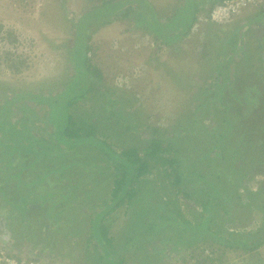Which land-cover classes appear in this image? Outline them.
<instances>
[{"label":"rangeland","instance_id":"374dc122","mask_svg":"<svg viewBox=\"0 0 264 264\" xmlns=\"http://www.w3.org/2000/svg\"><path fill=\"white\" fill-rule=\"evenodd\" d=\"M104 1L0 0V107L15 93L57 95L73 83L78 74L74 64L76 41L85 37V31L78 27L79 18ZM199 1L201 7H208L203 0ZM145 2L162 20L183 4V0ZM263 7L264 0H255L233 15L227 25L208 22V12L200 11L198 23L186 35L178 37L176 30L170 32L176 37L170 44L161 42L151 29L136 24L133 16L118 13L92 17L84 23L90 35L87 42L99 45L86 55L101 68V78L89 70V91L69 105L65 113L74 117L76 127L83 126L80 119H84L86 127L95 129V139L110 143L117 151L138 147L142 154L152 138L160 137L164 145L172 143L185 152L181 157L171 150V156L177 155L185 163L181 166L185 174L204 173L205 178L192 187L179 184L184 191L194 194L192 198L176 193L178 187L175 188L173 177L170 173L167 176L170 169L161 163L152 162L149 172L133 178L135 196L107 216L109 236L115 246L112 256L117 261L123 258L122 264H264V244L251 251L238 248L243 241L254 246L264 240V230L256 235L257 230L253 229H264L263 221H254L264 218V213L260 212L259 203H249L252 198L258 201L262 197L264 201V191L258 195L251 193L264 185V164L256 154L259 146L252 137L256 133L264 139V127L260 126L264 122L260 113L264 109V83L252 85L255 90L248 87L253 83L251 75L256 80L264 79V64L258 62L264 61ZM237 26L240 27L231 36V29ZM9 33L15 41L8 39ZM7 52H12L13 59H25V63L19 69L12 68L7 64ZM261 85V89L257 87ZM253 93L259 101H252ZM66 99L68 103L70 97ZM229 103L235 106L232 108ZM257 106L260 111L254 115ZM235 110L253 121L261 118V123L253 126L254 131L250 125L246 128L245 143L238 142L241 126L222 140L229 149L243 145L237 150V169H233L234 174L227 181L218 173L217 160L222 162L224 154V161H229L231 154L218 146V142L222 143L219 132ZM212 112L218 115L215 122ZM54 116L57 121L66 122L59 112ZM1 117L2 122L11 121V130L16 131V136L5 137L0 131V142L7 143L9 152L10 143L15 145L26 135L34 140L33 151H40V145L47 150L36 164L56 170L46 181L33 184L31 190L27 188L29 199L19 195L17 184H7L13 189L7 198L0 189V243L5 245V233L11 235L7 237L16 236V249L11 251L28 256L35 252L31 250L34 247L39 251L37 258L47 264H103L99 255L92 259L96 246L91 224L96 208L110 197L115 174L123 172L119 161L93 142L61 144L56 134L62 125L53 120L50 105L45 101L19 99ZM213 126L220 131L211 135L208 129ZM33 170L26 169L24 179L33 181ZM39 171L42 170L36 172ZM213 182L226 191L229 186L237 189L233 196L242 201L243 206L238 208L241 216L226 208L225 198L215 197L213 219L208 227L214 235H200L190 248L178 249L173 244L177 241L175 236L184 240L188 229L176 231L175 225H165L170 216L163 213L167 208L176 209L196 224L203 216L200 200H208L207 189ZM46 185L62 187L67 198L59 202V196H55L58 201L53 204V196H48L51 203L47 202L37 195ZM46 193L51 195L47 190ZM41 207L47 209L44 215L37 217L31 213ZM21 213L27 214V223H32L30 229H26L28 224L21 229ZM35 222L46 227L36 232ZM239 230L241 234H236ZM34 237L36 240H32Z\"/></svg>","mask_w":264,"mask_h":264},{"label":"trees","instance_id":"16d2710c","mask_svg":"<svg viewBox=\"0 0 264 264\" xmlns=\"http://www.w3.org/2000/svg\"><path fill=\"white\" fill-rule=\"evenodd\" d=\"M133 1V0H132ZM131 0H105L103 2V5L99 6L96 9H90L87 13L84 15H81L79 18L78 27L81 28L80 30L85 31L83 38H80L76 41L75 45V68L78 71L77 76L73 79V83H70L69 86L63 90L62 92L58 93L57 95H48L43 92H38L36 94H30L28 96L26 93H15L13 95H10L9 99L5 101L4 104L0 107V131L5 136H16L15 128H13L14 131L11 130L12 126L9 122H2L1 120L2 113H4L10 105L15 104V102L19 99H39L42 101H45L50 105V110L52 112L53 120L57 122V124L62 125V127L58 128L56 137L57 140L61 144H66L72 146L73 144H77L79 142H93L95 144L101 145L102 148L107 151L108 156L116 157L114 159L118 160L120 163V167L122 168L123 172L120 175L119 173L115 174L114 178V185L111 188L110 197L108 196L106 199H104L99 205L98 208H96V214L94 218L92 219L91 224V232L93 233L92 238L95 239V253L92 256V259H95V256L99 255L100 259L103 260V264H122L123 258H119L118 261L114 259L112 256L114 241L113 237L109 236V228L110 223H107L108 215H110L113 211L121 207L124 203H130L132 198L136 194L135 187L131 186L132 180L137 179L143 175H145L147 172L150 171L152 162L153 163H161L162 165H166L167 169H170L167 176H169V173L173 177V184L175 185V188L178 187L176 190V193H182L188 198H192L194 195L193 193L189 191H184L182 188H180L179 184H187L188 187L194 186V184H199L202 180H204V173H191L190 175L185 174V172L182 170V164L185 165L184 162H180L177 159L176 156H171V150H174V153H178L179 156H183V151L179 149V147H173L172 143L164 145V140L160 137H155L151 139L150 144L144 148V152L141 154L140 149L138 147H128L123 148L121 151H117L111 147L110 143H107L105 141H98L93 137L95 134V129L93 127H86L85 120L80 119L82 122V125H85V128L83 126L76 127V123L74 122V117L71 114L65 113V111L68 109L69 105L73 104L77 100H80L82 97H84L87 92L90 89V86H88L87 82V76L89 70H92V72L97 75L98 78H101V71L100 67L97 66L92 62V59L90 56H87L86 53L88 51H94V49H97L99 45L93 43H88L87 40L90 38V35L86 32L85 28L83 27L84 23H86L88 20H90L92 17H102L104 15H113V14H122L124 17H134L135 23L140 24L142 27H146L148 29H151L155 35H157L158 39L160 38L161 42H164L165 44H170L175 38L174 36L170 35V32L173 30H176L178 33H176V36L180 37V35L187 34L191 28H193V25L198 23V15L200 11L206 10L208 12V15L211 13V11L214 9L215 6L218 4H223L225 1L228 0H203L206 4H208V7L205 9V7H201L199 0H183V4H181L180 7H178L169 17H166L165 19H160L156 12L152 10L151 7H149L148 2H145V0H135L134 4L131 3ZM153 6V5H152ZM119 8V9H118ZM114 9V10H112ZM118 9V10H117ZM261 11L264 12V7L261 8ZM204 13H206L204 11ZM216 24H221L214 22ZM225 24V23H224ZM227 25V24H225ZM225 25H222L221 27L224 28ZM82 26V27H81ZM144 27V28H145ZM237 26L235 30L231 29V36L235 35V33L238 30ZM0 28H2V25H0ZM246 30V27L244 28ZM90 31V30H89ZM8 39L13 42L15 41V37H13L10 33L8 34ZM12 52L6 53V59L7 64L11 66L14 69H19V65H23L25 63V59H19L18 56H16V59L12 58ZM259 57L256 59H252L251 65L255 64V60L257 62ZM259 63L264 64V61L258 60ZM165 64V63H164ZM219 64V63H218ZM166 66V64H165ZM237 71V70H236ZM240 72H236L237 75H239ZM231 75H234V71H230ZM148 76V74H147ZM252 79H250L252 84H249V88L254 89L252 85L261 84L264 83V79H258L256 80V77L251 75ZM81 83V85H80ZM258 88H262L261 86H257ZM70 97V100L67 103L66 97ZM63 99V100H62ZM259 101L258 97H254V93L252 96V101L254 100ZM254 105V104H253ZM230 107H234V104H228ZM230 109V108H228ZM259 107L257 106L255 108L254 115L258 114ZM234 111V110H233ZM264 111V109L262 110ZM260 112L261 115H264V112ZM60 113L66 122H59L55 118V113ZM215 112H212L213 118L212 120L215 122L216 118H218V115H214ZM111 114H115L114 111L111 112ZM217 114V113H216ZM243 113L237 112L235 110L234 114H230V119H227L226 124H222L220 133V140L222 141L225 139V137L232 133V131H236L241 126V132L238 133L237 137L239 139L238 142L245 143L246 138H244L245 132H247V127L250 125L252 127V130L254 131L253 126H258L259 123H261V118L259 120H251L252 117H249L247 114L244 116ZM243 117V118H242ZM255 117V116H254ZM261 117V116H259ZM264 117V116H263ZM221 120V119H220ZM224 122V120H221ZM54 122V123H56ZM255 122V123H254ZM249 123V124H248ZM261 127H264V122L260 124ZM207 130V129H206ZM217 130L220 131L217 127L213 126L211 129H208V132L210 134H214ZM251 131V129H250ZM154 132H157V129L154 130ZM256 132V131H255ZM24 137H20V140L16 142L15 145L10 143L11 145V151H8V147L5 146L7 143L0 142V189L2 190V193L4 194V197L7 198L10 191L13 190L12 187L7 184L13 183L17 184L18 187H16V190L18 191L19 195H21L22 198H28L30 196V193L28 195V189L33 184H41L43 181H46V178H49V176L54 173L56 169L50 168L43 165H37L36 161L42 159V157L47 154L46 149H42L44 146H41L40 151H33V145L31 144L34 142L33 139L29 138L26 135H23ZM254 140L256 141V144L259 146V149H256V154L261 158V163L264 164V139H261L260 137H257L256 133L254 136H252ZM37 138V137H36ZM260 138V139H259ZM38 139V138H37ZM29 142V144H28ZM248 142V141H247ZM218 146H222L224 152H228L231 154L230 160L228 159L224 161L225 156L223 154L222 162L217 160L218 166L217 170L218 173L222 174L223 178L225 180L229 181L231 180L234 173L233 169H237L236 164L237 161H239V155L237 150L239 151L241 148L233 147V149H229L226 147V144L222 141V143L218 142ZM214 147V146H213ZM13 150L17 151L16 153H13ZM242 152V154H244ZM9 153V155L7 154ZM220 165V166H219ZM196 166V165H195ZM33 168H37L36 171L42 170L39 172H36L33 170ZM26 169L33 170V181L29 182L25 178V172ZM25 171V172H24ZM188 181V182H187ZM57 185V182L56 184ZM7 186V187H5ZM45 188H41L40 192H38V196L41 198H44L47 202H50L48 196L52 197V203L55 204L58 201V198L55 196H59V202L62 201L64 198H67L68 193L62 191V187H49L45 186ZM59 188V189H58ZM264 185H261L260 188L256 192H251L254 195H258V193L261 194V191H264ZM46 190L50 192L51 195H48L46 193ZM208 200L203 201L200 200V205L204 209L203 210V216L200 221H198L196 224L193 225V222L189 219H185L182 217V213L179 210L176 209H166V212L163 214L166 216H170V219H166L164 221L165 225H175L176 231L178 230H186V233L189 235L182 240L180 237H176L175 239L177 241H173V244L175 243V246H177L178 249H181L182 247H186L187 249L190 248V246L195 242V240L200 237V235H204L207 233L208 236L212 237L214 233L208 232V227L210 226V223L212 221V212H213V200L214 198H225L226 208H230L232 212L235 213V215L238 217L241 216V213H239L238 208H241L243 206L242 201L240 202L239 196L236 198L233 196L234 192L237 191V189H232L231 186L228 187V191L226 189H222L221 187L215 185V183H210L208 187ZM256 193V194H255ZM263 194V192H262ZM35 197V195H33ZM47 198V199H46ZM71 198V197H70ZM257 198H252L249 203L257 202L259 203L258 207L260 209V212L264 213V201H261L262 197L259 198L258 201H256ZM51 203V202H50ZM12 206H14V202L11 201L10 203ZM21 209V207H20ZM47 209H44L43 207L36 209L34 212L37 217L39 215H44L45 211ZM232 213V214H234ZM228 214V213H227ZM230 214V213H229ZM228 214V216H229ZM238 214V215H237ZM230 217V216H229ZM255 222L263 221L264 218H255ZM19 224L21 226V229H24V224L27 223V214L21 213V216L19 218ZM26 229H30L32 226V223H29L26 225ZM44 223L41 222H35L34 223V229L36 232H41L43 229ZM162 224L160 225V227ZM262 227V226H261ZM156 228H159L156 226ZM264 228V227H262ZM253 229L257 232H260L264 229L254 228ZM259 229V230H258ZM243 230V229H242ZM241 230L236 231V234L239 233ZM244 231V230H243ZM242 231V232H243ZM44 232V231H43ZM47 233V230H46ZM249 234L254 235L253 232L249 231ZM52 234V233H51ZM217 234V232L215 233ZM259 234V233H258ZM11 235H5L2 236V238L5 240V245L9 247V249L13 250L16 249V236L7 237ZM51 237V236H50ZM219 237V236H217ZM37 237L32 238L36 240ZM13 239V240H12ZM171 243V241H170ZM248 243L246 241H243L241 245H238V248L246 249V250H253L262 244H264V240H260L258 244L254 246L247 245ZM131 245V243H130ZM34 246V244H33ZM32 246V247H33ZM128 245H125L124 247H127ZM34 248V247H33ZM33 248L31 250H33ZM125 249V248H124ZM194 250V249H192ZM34 251V250H33ZM123 251V250H122ZM39 252L36 251L32 252V254L37 255ZM30 255V254H29ZM197 256V254H196ZM87 261H91V257H87ZM111 262V263H110Z\"/></svg>","mask_w":264,"mask_h":264},{"label":"built area","instance_id":"2783aa9c","mask_svg":"<svg viewBox=\"0 0 264 264\" xmlns=\"http://www.w3.org/2000/svg\"><path fill=\"white\" fill-rule=\"evenodd\" d=\"M255 0H228L223 4H218L214 7L211 13L206 17V20L217 23H227L232 16ZM7 246L0 243V264H47L44 259H38L36 255H20L17 252L11 251ZM208 255L210 250L208 249Z\"/></svg>","mask_w":264,"mask_h":264},{"label":"flooded vegetation","instance_id":"af4514ba","mask_svg":"<svg viewBox=\"0 0 264 264\" xmlns=\"http://www.w3.org/2000/svg\"><path fill=\"white\" fill-rule=\"evenodd\" d=\"M209 22V21H208ZM33 250H34V248H33ZM35 252L37 251V252H39L38 250H34Z\"/></svg>","mask_w":264,"mask_h":264}]
</instances>
